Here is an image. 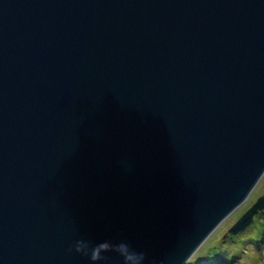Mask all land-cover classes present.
<instances>
[{"label": "water", "instance_id": "95a60500", "mask_svg": "<svg viewBox=\"0 0 264 264\" xmlns=\"http://www.w3.org/2000/svg\"><path fill=\"white\" fill-rule=\"evenodd\" d=\"M260 181L264 0H0V264H187Z\"/></svg>", "mask_w": 264, "mask_h": 264}, {"label": "rangeland", "instance_id": "374dc122", "mask_svg": "<svg viewBox=\"0 0 264 264\" xmlns=\"http://www.w3.org/2000/svg\"><path fill=\"white\" fill-rule=\"evenodd\" d=\"M264 193V181H260L249 198L228 216L213 234L205 241L187 264H195L205 256L213 257L217 252L216 261L227 257V262L220 264H264V210H260L252 222L238 233L229 232V228L247 211L257 198ZM227 251L229 254H227ZM236 256L235 259H233Z\"/></svg>", "mask_w": 264, "mask_h": 264}, {"label": "clouds", "instance_id": "9594fccd", "mask_svg": "<svg viewBox=\"0 0 264 264\" xmlns=\"http://www.w3.org/2000/svg\"><path fill=\"white\" fill-rule=\"evenodd\" d=\"M75 248L77 252L83 253L85 255L88 254V243L84 239H80L76 241ZM119 248L121 249L122 254L130 253L134 255L136 257V264H144L146 254L143 252H136L135 250H133L127 241H122L119 245ZM97 258H98L97 255L93 253L92 259L96 260Z\"/></svg>", "mask_w": 264, "mask_h": 264}, {"label": "trees", "instance_id": "16d2710c", "mask_svg": "<svg viewBox=\"0 0 264 264\" xmlns=\"http://www.w3.org/2000/svg\"><path fill=\"white\" fill-rule=\"evenodd\" d=\"M264 210V209H263ZM223 253L224 252H221V253H216L213 257H211V256H205L204 257V259H202V260H199V261H197L195 264H213L214 262L213 261H216V259L219 257V255H223ZM227 254H229L228 253V251H227ZM236 258V256L233 258V259H235ZM218 262L217 263H215V264H220V262L222 263V262H227V257L224 255V258H222V259H219V260H217Z\"/></svg>", "mask_w": 264, "mask_h": 264}]
</instances>
